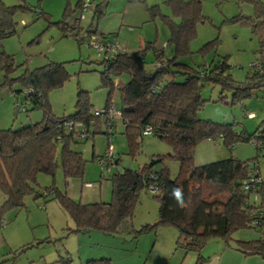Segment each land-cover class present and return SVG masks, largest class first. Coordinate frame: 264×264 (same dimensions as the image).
Instances as JSON below:
<instances>
[{
    "label": "trees",
    "instance_id": "16d2710c",
    "mask_svg": "<svg viewBox=\"0 0 264 264\" xmlns=\"http://www.w3.org/2000/svg\"><path fill=\"white\" fill-rule=\"evenodd\" d=\"M167 1L174 19H177L162 15L168 27L166 44L172 46V56H164L162 47L149 42L144 48L134 52L118 50L112 56L101 59V84L109 90L113 88L114 77L122 73L128 74L126 82L118 87V110L121 115L119 121L124 126L123 132L130 148H135L138 138L140 140L147 134L166 141L171 148L170 152L153 155L149 161L134 169L122 168L121 171L112 173L109 178V201H75L53 184L45 187L42 193L32 184L40 172L53 175L58 163L65 178L81 177L86 160L82 158V152L72 145L93 136L101 126L106 134L107 148L109 135L117 120L108 129L102 116H94L88 95L83 91L77 93L75 111L72 114L50 118L45 97L49 90L60 87L69 78L62 62L49 61L8 79L6 74L13 71L16 65L10 54L0 52V71L5 72L3 84L10 87L13 82H17L24 90L25 102L33 108L42 106L45 114L41 121L17 129H0V191L3 195L0 227L3 225L5 210L20 208L24 205L23 196L34 193L35 197L49 194L58 199L61 208L73 221L74 228L68 229L69 231L88 232L96 229L115 234L121 230L123 221L131 222L138 192L144 189L150 191L158 201L157 221L143 224L135 230L130 227L128 231L134 237L161 226H172L177 232L174 249L194 253L196 259L193 264L205 262L206 256L200 250L210 238L221 239L225 246L245 256L258 255L264 258V180L260 178L250 189L243 188V181H247L253 165L258 168L259 156H264V120L253 133H242L235 132L230 123H217L196 117L197 111L205 102L199 92L202 82L219 84L222 90L231 89L233 100L238 102L248 96L251 89L264 85V3L261 0H246L253 5L252 14L234 17L250 26L260 46L259 60L249 65L253 68L252 71L247 73L243 82H236L228 72L226 55L217 58L214 63L201 66H191L178 59L191 53L188 42L195 36L196 26L205 16L200 6L201 0ZM23 4L5 6L2 3L0 36L9 34L14 28L12 13L17 8H27ZM75 6L81 8L80 0L76 1ZM69 9L67 5L63 11V19L58 23L62 36L67 35L66 31L75 36L78 33H73V30H80L78 17L71 22L67 21L70 17ZM92 11L91 20L103 13L101 3H96ZM90 27H93L91 22L86 30L87 36L96 31L95 27ZM99 35L106 39L104 35ZM84 37L78 38V41H82ZM148 49L154 57L152 68L145 67L143 58ZM176 75H180L182 79L176 80ZM20 91L15 90V96ZM109 105L107 98L102 109L105 111ZM69 120L80 123L83 131L75 127L67 128L64 121ZM91 124L95 127L94 131L89 130ZM147 128L150 132L143 133ZM218 137L229 149L241 140L252 142L257 153L246 160H238L231 155L218 161L195 164L193 152L196 144L200 140H217ZM57 144L60 146L56 147ZM112 154L113 161L109 164V170L117 162L116 155ZM92 155L91 158L97 160L103 153L94 156L92 152ZM166 158L176 159L179 163L174 177L170 176L166 167ZM156 163L160 164L157 169L154 168ZM103 171L105 170H100L101 175ZM222 188L225 193L219 190ZM252 188L259 191L260 201L252 198ZM242 228H258L260 236L251 239L234 238L233 232ZM67 262L68 260H64L63 264H68ZM85 264H108V260L93 259Z\"/></svg>",
    "mask_w": 264,
    "mask_h": 264
},
{
    "label": "rangeland",
    "instance_id": "374dc122",
    "mask_svg": "<svg viewBox=\"0 0 264 264\" xmlns=\"http://www.w3.org/2000/svg\"><path fill=\"white\" fill-rule=\"evenodd\" d=\"M76 1L0 0V14L2 3L5 6L25 3L27 7L17 8L12 13L14 28L9 34L0 36V52L10 54L16 65L13 71L6 74L7 78L12 79L26 69H33L49 61L62 62L69 74L63 85L49 90L45 97L50 118L72 114L75 111L78 91L87 93L92 110L102 109L107 98L114 108L120 106L118 87L114 84L109 90L101 84L102 56L97 55L96 49L90 45L91 37L97 39L100 31L120 51L134 52L153 42L156 47L163 48L164 56L169 57L173 53L172 46L166 44L169 32L162 15L177 19H174L167 0H90L93 6L90 11L77 8ZM261 1L264 3V0ZM96 3H101L103 13L91 20ZM250 3L246 0H201L204 20L197 24L196 34L188 42L191 53L178 59L191 66H201L214 63L217 58L226 55L228 72L232 79L243 82L247 73L253 69L249 65L257 62L260 57L257 36L247 23L234 18L252 14L253 5ZM67 5L70 8L67 21L79 18L77 23L80 30H73V33H78L75 36H71L69 31L62 36L58 24L63 19V11ZM89 22L93 24L90 28L95 27L96 31L87 36ZM82 36H85L83 40L78 41ZM143 58L145 67L152 68L154 57L150 49L145 51ZM4 75L5 72L1 70L0 129H17L44 119L43 107L33 108L26 103L23 99L24 90L22 91L17 82H13L10 87L3 84ZM117 78L126 82L128 74L122 73L114 77V81ZM175 79L180 80L182 77L176 75ZM15 90L21 91L15 96ZM199 92L205 102L197 111L196 117L217 123H230L235 132L242 133H253L262 125L264 85L251 89V93L241 98L240 102L233 100L231 89L222 90L219 84L202 82ZM15 105H18L17 110ZM244 109L254 112V116L244 115ZM94 129L91 124L89 130ZM100 129L93 136L72 145L74 149L82 152V158L86 160L81 177L65 178L58 163L53 175L47 172L37 174L35 183L32 184L34 188L42 193L45 187L53 184L75 201H109V178L112 173L121 171L122 168L134 169L149 161L153 155L166 154L171 150L166 141L153 134L143 135L140 140L138 138L137 146L131 149L123 132L124 126L117 120L108 140L117 162L111 165V170H105L101 175L97 160L91 158L92 152L94 156L101 155L106 148V134L103 133V127L100 126ZM58 146L60 144L56 147ZM256 153L252 142L241 140L229 149L218 137L217 140H200L193 152V162L203 164L231 155L238 160H246L253 158ZM258 161L259 171L264 175V156L260 155ZM164 162L170 176H176L178 161L166 158ZM158 166L160 164L156 163L154 168L157 169ZM219 190L225 193L223 188ZM138 193L131 222L123 221L121 230L115 234L96 229L88 232L69 231L68 229L74 228L73 221L61 208L56 197L49 194L37 197L34 193L26 194L23 196V206L9 208L4 212L3 225L0 227V264H63L64 260H68V264H85L89 260L103 258L108 260V264H174L179 249L173 254L174 246L169 251L157 248V237L164 233L160 238L165 235L171 238L170 233L177 234L175 228L161 226L136 237L128 231L130 227L135 230L143 224L157 221L158 201L150 191L142 189ZM2 197L0 191V204ZM260 198L256 200L260 201ZM232 235L234 238H257L260 230L242 228Z\"/></svg>",
    "mask_w": 264,
    "mask_h": 264
},
{
    "label": "crops",
    "instance_id": "0c3cea01",
    "mask_svg": "<svg viewBox=\"0 0 264 264\" xmlns=\"http://www.w3.org/2000/svg\"><path fill=\"white\" fill-rule=\"evenodd\" d=\"M103 33H104L103 31L102 33L100 31L99 34L104 35ZM103 39L108 40V38L106 39L103 38ZM124 82L125 80L117 78L115 79L114 84L117 87H121L124 84ZM259 176H261L262 180H264V175L260 173ZM163 234L164 233H161L159 237H157V244H158L157 248H163L169 251V249L171 250V248H173L172 246H174V241H175L174 239L177 234L174 233V235H172V233H170L171 238L173 240L166 235L160 238ZM240 239H245V238H240ZM246 239H249V238H246ZM176 250L174 249L172 253L175 254L174 252L178 251ZM200 252L202 253L203 256H206V260L202 264H264V258H261L258 255L245 256L242 253L238 252L237 250H233L232 248L225 246L222 240L218 238H210L209 240H207V242L205 243L203 248L200 250ZM177 253H178V257L174 260L175 261L174 264H193L195 263L196 255L194 253H190V252L184 253L180 249H179V252Z\"/></svg>",
    "mask_w": 264,
    "mask_h": 264
},
{
    "label": "built area",
    "instance_id": "2783aa9c",
    "mask_svg": "<svg viewBox=\"0 0 264 264\" xmlns=\"http://www.w3.org/2000/svg\"><path fill=\"white\" fill-rule=\"evenodd\" d=\"M80 5H81V9L84 10H88L90 11L93 6L91 5V1L90 0H80ZM82 16V15H81ZM80 16V17H81ZM90 45L92 48L96 49L97 55L102 56L103 57H108V56H112L114 53H117L119 49L118 46H116V44H114L113 42H109L107 40L102 39L101 37H98L97 39L95 37H91V42ZM159 66V64L157 65ZM115 106L110 104L107 109L104 111V109H95L93 112L94 116H102L106 125L108 126V129H110L111 127V121H115V120H119L121 119V115L120 112L118 110V108H114ZM254 112L248 111L247 109H245V114L246 116L249 117H253ZM91 121H93V119H91ZM64 125L67 128H76L80 131H83V126L80 123H73L70 120L69 121H64ZM150 129L147 128L145 130H143V133H149ZM256 143V142H255ZM113 154H112V148L110 145H108V147L104 150L103 155L101 157H97V162L100 166L99 170H107L109 168V164L110 162L112 163L113 161ZM259 167L256 168L255 165H253L251 174L249 175V177L247 178V181H243L244 183V189H250V187H252L254 182H257L260 180L261 177H259ZM88 184V183H87ZM252 193L253 196L256 200V198L260 197V193L259 191L255 190V188H252Z\"/></svg>",
    "mask_w": 264,
    "mask_h": 264
},
{
    "label": "water",
    "instance_id": "95a60500",
    "mask_svg": "<svg viewBox=\"0 0 264 264\" xmlns=\"http://www.w3.org/2000/svg\"><path fill=\"white\" fill-rule=\"evenodd\" d=\"M155 69L152 70V73H154ZM18 105H15V110H17Z\"/></svg>",
    "mask_w": 264,
    "mask_h": 264
}]
</instances>
